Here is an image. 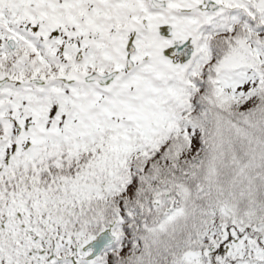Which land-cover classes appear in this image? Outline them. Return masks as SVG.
Listing matches in <instances>:
<instances>
[{"label": "snow or ice", "instance_id": "6c2138e0", "mask_svg": "<svg viewBox=\"0 0 264 264\" xmlns=\"http://www.w3.org/2000/svg\"><path fill=\"white\" fill-rule=\"evenodd\" d=\"M0 264H264V0H0Z\"/></svg>", "mask_w": 264, "mask_h": 264}]
</instances>
